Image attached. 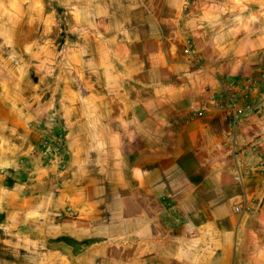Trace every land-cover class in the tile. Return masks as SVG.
I'll list each match as a JSON object with an SVG mask.
<instances>
[{"label": "crops", "instance_id": "obj_1", "mask_svg": "<svg viewBox=\"0 0 264 264\" xmlns=\"http://www.w3.org/2000/svg\"><path fill=\"white\" fill-rule=\"evenodd\" d=\"M0 9V264H264V107L236 127L217 107L261 80L264 0ZM62 25L69 64L51 65ZM58 131L60 170L36 154Z\"/></svg>", "mask_w": 264, "mask_h": 264}, {"label": "built area", "instance_id": "obj_2", "mask_svg": "<svg viewBox=\"0 0 264 264\" xmlns=\"http://www.w3.org/2000/svg\"><path fill=\"white\" fill-rule=\"evenodd\" d=\"M186 45L188 51L194 53L192 41H186ZM260 78L261 80L259 81L255 79L246 81L247 88L244 90H241L239 84L235 81H230L225 85L224 97L230 101L224 102L222 97H220L217 101V107L224 112L232 127H236L247 114L258 108L264 107V99H257L255 97V95L258 94L264 95V73L260 74ZM238 98L240 103L237 104L235 101ZM201 116L202 112H196L191 115L190 119L195 120ZM46 121L51 127L53 125H58L55 113H51ZM226 138L228 139L229 136ZM64 141V132L58 131L54 134L45 135L40 142L41 152L47 155V158L50 159V162L55 165L57 169H61L64 164ZM233 211L237 214H246L251 211V206L248 201H244L235 205Z\"/></svg>", "mask_w": 264, "mask_h": 264}, {"label": "rangeland", "instance_id": "obj_3", "mask_svg": "<svg viewBox=\"0 0 264 264\" xmlns=\"http://www.w3.org/2000/svg\"><path fill=\"white\" fill-rule=\"evenodd\" d=\"M65 12H67V10H59L58 13L60 15L61 18H67V14H65ZM57 29L59 30L58 32V39L53 41L50 44V49L53 51L54 55L51 58V65H66L69 64V59H68V50L70 48V43H71V37L68 33V26L66 25H62L57 27ZM9 30H11V25H9L8 23V11L5 9H0V37H6V35L8 34ZM11 46H9L8 42H3L0 41V58L3 59V62L5 61L8 62V58L10 61V64H13V60L15 59L13 57V52L10 49ZM12 54V55H11ZM56 57V58H55ZM24 57H20L19 59H21ZM1 62L2 64H5ZM39 152V154H38ZM65 152V151H64ZM40 157H41V161L44 163H46L47 165H53L50 162V159L47 158V155H44L41 152V149H39L37 151V153ZM66 152H65V156H64V164L66 161ZM50 162V163H49ZM63 164V166H64ZM55 167V165H53ZM56 170H60L57 169ZM84 246L80 245V248ZM81 250V249H80Z\"/></svg>", "mask_w": 264, "mask_h": 264}]
</instances>
